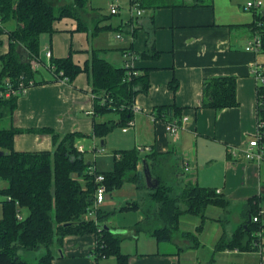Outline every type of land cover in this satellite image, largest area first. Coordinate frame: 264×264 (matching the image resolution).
<instances>
[{
  "label": "crops",
  "instance_id": "0c3cea01",
  "mask_svg": "<svg viewBox=\"0 0 264 264\" xmlns=\"http://www.w3.org/2000/svg\"><path fill=\"white\" fill-rule=\"evenodd\" d=\"M113 1L117 3V0H109ZM149 1L151 7L144 9L138 19H132L129 0L126 5L118 3L119 10L115 14L110 13L112 3L106 2L109 9L101 19L94 12L98 8L94 0H89L81 15L86 30L77 31L76 20L64 17L53 24L51 34L40 37V52L33 59L37 64L32 69L36 83L18 98L11 117L10 124L22 129L21 134L14 137L13 147L19 152L55 148L51 134L24 130L52 129L60 135L79 132L86 137L78 141L90 142L92 152L89 150L88 159L93 157L90 162L100 171L94 156L103 149L98 150L96 142L102 148L106 139L92 135L94 118L87 114L93 106L89 76L81 72L72 82L58 81L47 70L49 61L45 52L49 48L53 58L70 54L74 64L83 67L95 50L102 60L119 68L125 62L123 50L131 44L137 57L135 69L140 73L148 69L149 73L148 92L134 97L140 110L133 113L131 120L133 148L150 146L155 152L158 160H151L148 166L153 177L158 175L178 187L195 182L200 187L212 188L227 204L222 208L208 206L202 219L183 215L179 230L169 242L157 243L153 237L152 241L138 240L134 252H122L128 256V264H264V249L257 252L215 247L219 240L230 241L237 229L246 227L252 205L264 207V160L258 164L247 161L242 154L248 140L258 131L256 92L261 84L257 74L264 72V52L253 54L245 50L254 34L251 27L254 12L244 10L243 0ZM111 16L119 19L111 24ZM96 25L104 27L103 30L93 32ZM130 26L136 30L135 34L128 31ZM119 32H124L122 40L116 39L115 34ZM8 49V34L4 33L0 35V56ZM147 49L155 50L158 56L150 54L142 59L140 55ZM218 77L235 79L238 103L233 108L214 110L202 106L204 81ZM173 81L178 86L176 91L169 86ZM162 106H175L182 117L188 119L176 141L165 129L166 122L154 118L155 111ZM113 114L115 117L97 116L95 121L117 123L120 116ZM125 127H121L124 134L129 132L122 130ZM139 139L142 144L138 143ZM81 143L75 146H82L85 151ZM150 152L139 155L144 157ZM107 163L108 159L102 157L100 164L107 168ZM184 164L190 165V173H184ZM111 168L112 164L109 170ZM1 217L0 203V220ZM142 219L143 215L139 216L135 224ZM132 227L130 225L129 229ZM184 233L191 236L186 237ZM94 242L91 234L69 235L60 245L54 243L50 264H116V260L109 258L95 260ZM30 258L34 260L35 255H29Z\"/></svg>",
  "mask_w": 264,
  "mask_h": 264
},
{
  "label": "trees",
  "instance_id": "16d2710c",
  "mask_svg": "<svg viewBox=\"0 0 264 264\" xmlns=\"http://www.w3.org/2000/svg\"><path fill=\"white\" fill-rule=\"evenodd\" d=\"M88 1L67 0L63 5L54 6L48 0H0V35L8 34L9 48L5 55L0 56V90L4 88L3 81L6 77H9L13 84L20 75L26 80L34 79L31 66L33 59L40 52V37L51 34L56 21L64 17L72 18L77 22V31L86 30L81 15ZM139 2L143 10L152 4L149 0ZM7 23H12V28L4 29ZM251 27L254 32L260 34L261 50L264 52L263 11L254 12ZM103 28L96 25L93 32ZM133 31L135 34L136 30ZM127 45L126 50L133 49V45ZM150 54L152 57L158 56L155 50L147 49L140 57L144 59ZM49 61L54 66L55 75L61 73L67 82H72L81 72L89 76L91 92L94 95L92 135L100 140H104L114 126L125 127L133 120L130 107L134 105V97L138 93L148 92V69H144L142 73L138 71V76L125 81V69L115 68L106 60H102L99 51L92 50L90 61L83 67L75 65L70 54L62 58L51 57ZM169 86L173 91L178 87L176 81ZM235 92L234 78L218 77L205 80L202 106L214 110L233 108L238 103ZM18 98L19 96H10L0 99V151L4 153L0 155V183L5 184L0 188V264H50L54 243L60 245L69 235L90 234L95 239L92 251L95 260L113 257L116 264H128V256L120 250V241L124 239L122 233H114L105 230V225L101 226L113 212L105 214L97 211V223L86 216L94 204L96 184L94 177L87 173L88 166L92 164L90 159L85 160L75 146L78 140L86 135L79 132L60 135L52 129L24 130L51 134L55 148L50 151H16L13 147L14 137L21 134L22 129L14 128L10 122ZM256 98L258 122L262 124L261 141L264 144V83L257 88ZM110 112L120 116L117 123L95 121L97 116L101 117ZM181 117L180 109L175 106H162L154 113L155 120L162 119L165 122L177 121ZM5 120L7 125H4ZM139 154L136 148L115 151L111 170L96 171L104 176L106 194L122 189L125 183L133 185L137 190L148 189L140 167L144 160L149 166L151 160L158 159L153 151L144 157ZM154 176L158 179L159 187L148 189V200L152 201L153 205L141 211L143 219L132 227L135 236L145 231L157 243L169 242L179 230V221L183 215L202 219L208 206L222 208L227 204V200L212 188L200 187L195 182L178 187L163 181L158 175ZM138 207V202H132L124 205L119 211L137 210ZM21 210H26L23 220L16 216ZM258 210L257 204L252 205L251 217L257 214ZM99 227L101 230H98ZM259 227L258 223L251 221L246 227L237 229L230 241L221 239L215 247L217 250L228 248L255 251L252 233ZM107 228L116 230L110 226ZM184 235L191 236L188 233ZM40 249H43V253L39 257L35 256L34 260L26 258ZM22 254L25 256L22 257Z\"/></svg>",
  "mask_w": 264,
  "mask_h": 264
},
{
  "label": "built area",
  "instance_id": "2783aa9c",
  "mask_svg": "<svg viewBox=\"0 0 264 264\" xmlns=\"http://www.w3.org/2000/svg\"><path fill=\"white\" fill-rule=\"evenodd\" d=\"M129 1L131 2L130 14L132 16V19H138V17H141V15L144 12L143 9H141L140 7V2H139L140 0H129ZM116 9H117V6L114 5V3L110 4L111 14L117 13ZM263 9H264V0H246L245 5H244V10H248V11L259 12L260 10H263ZM259 25L260 23L257 24L258 27ZM127 29L128 31H130V34L132 35L134 32L133 26L132 27L130 26ZM116 39L122 40L123 34L119 32L116 35ZM247 42L248 43H247L245 50L253 54L260 52L261 41H260V34L258 32L255 31L251 39L248 40ZM51 56H52L51 50L47 48L45 52V58L47 59V61L50 60ZM123 58L125 59V62L123 64V68L125 69V73H126L125 81H130L131 79H133V77L139 75L137 69H135L134 67V62L137 60L136 59L137 57L134 54L133 49L132 50L125 49L123 51ZM33 62L34 63L32 64L31 68L34 70L35 65L37 63H36V60ZM46 67H47V70H49L58 81L66 80L65 78L62 77L63 75L61 73H58L57 75H55L54 66L51 64L50 61L48 62ZM257 77H258V80L260 81V84L264 83V72H258ZM34 84H35L34 79L26 80L24 76L22 75H20V77L17 78L14 84L11 82L9 77H6V79L3 81L4 88L0 90V99H6L10 96L20 97L21 95H24L30 87H33ZM92 97L94 98V95ZM102 102H104V100H102ZM130 109L133 113L138 112L140 110L139 106H137L135 103L134 105L130 107ZM87 114L92 115V109L88 111ZM187 120L188 119L186 117H182L180 120H177V121L174 120L171 122H166L165 129L167 130V132L169 133V135L172 137L174 141H176L179 131L181 130L183 124L187 122ZM126 126L133 127V122L130 121ZM257 126H258V131L256 135L253 138L248 140L249 142L244 148L242 154L244 155V158L247 161H253L259 164V163H262L264 160V144L261 141L262 135L260 132V129L262 128V124L258 122ZM122 130L126 132L127 128L125 127ZM136 149L139 152H150L151 151L150 146L149 147L137 146ZM77 151L83 152L84 151L83 147L78 146ZM190 169L191 168L189 164L183 165L184 173H187V174L190 173L191 172ZM96 171H97L96 167L93 165V163L90 164L87 168V173L94 177V182L96 186H95V192H94V201H93L94 204L92 205V208L88 210L86 216L88 219L93 220L94 222L97 223L96 215H97L98 207L104 201V197L106 195V187L103 185L104 176L102 174L97 173ZM257 212H258L257 214L251 217V221L253 223H258L260 227L253 231L252 240H253V245L256 247L255 251L261 252L264 249V207L259 208ZM16 216L19 220L24 219L20 212ZM98 230H101V228L99 227Z\"/></svg>",
  "mask_w": 264,
  "mask_h": 264
},
{
  "label": "rangeland",
  "instance_id": "374dc122",
  "mask_svg": "<svg viewBox=\"0 0 264 264\" xmlns=\"http://www.w3.org/2000/svg\"><path fill=\"white\" fill-rule=\"evenodd\" d=\"M50 2V4L54 5V6H60L63 5V1L64 0H48ZM67 2V0H66ZM106 2L110 3H114V5L117 6L116 11L119 10L118 8V3L119 4H124L126 5V0H117V3L115 1L113 2H109V0H94V6L98 7L97 9H95L94 12H96L98 17H101V19L103 18V16H106V10L109 9V5H106ZM246 0H243V5H245ZM122 12V10H121ZM112 17V21L111 24L116 22L117 19H119V17H115V16H111ZM13 24L12 23H7L4 26V29L7 28H12ZM111 33H115V32H111ZM124 33V32H121ZM116 36V34H115ZM40 72H42L44 74L43 70H40ZM109 117H115V115L113 113H109L106 115V118ZM7 120H5L4 122H6ZM7 125V122L4 124ZM126 128L129 130L128 133L124 134L121 131V127H115L113 129H111V131L107 134V137L105 138L106 141H104L105 143V147H102L99 145V142H96L97 144V149L101 150L103 149V152L101 150V154H97L95 153V158L97 159L96 162L98 164V166L100 167V171L103 172H108L109 167H111L112 164V153L114 151H118L121 149H132L134 147L135 144H133V130L131 129V127H127ZM82 141V145L85 147V151L80 152L82 153L83 157L85 160H88V153L92 152V146L90 145V142L88 140H85L83 142ZM80 141H78L77 143H79ZM140 144H142V140L139 139ZM89 150H91L89 152ZM140 153V152H139ZM109 155V158H108ZM140 155H142V153H140ZM102 157H106L108 159V163H107V168L102 166L100 164L101 162V158ZM142 157V156H141ZM91 162H93V157L90 158ZM141 169V168H140ZM142 170V169H141ZM145 182V181H144ZM5 186L4 183H0V188H3ZM148 195H149V190L142 188V189H133L130 184H125L121 191L116 190L113 191L112 193L108 194L107 198L106 195L104 197V201L105 202L103 205H100L98 207V211L102 212V213H109V212H113L112 215H110L109 219L107 221H104L102 223L101 226H107V227H114L116 230L118 231H122V235L124 239H121L120 241V250L121 252L127 251V252H134L136 250V242L138 240H148V241H152L151 237L145 232H140L138 234V236H134L132 229H129L130 225H134L135 222L137 221L139 216H142L140 214L142 210H145L146 208H149L153 205L152 201L150 202L148 200ZM106 198V199H105ZM132 202H138L139 206L137 208V210H128L125 211L123 210L122 212H120V208H122L124 205L128 204V203H132ZM21 215L24 217L26 210H21L20 211ZM120 227H124L122 228V230H120ZM36 254H34L36 257H39V255H41L43 253V249H40L39 252H35ZM25 255L22 254V257H24ZM27 259H29V256H26ZM109 259H111V261H114L115 259L113 257H110Z\"/></svg>",
  "mask_w": 264,
  "mask_h": 264
},
{
  "label": "water",
  "instance_id": "95a60500",
  "mask_svg": "<svg viewBox=\"0 0 264 264\" xmlns=\"http://www.w3.org/2000/svg\"><path fill=\"white\" fill-rule=\"evenodd\" d=\"M100 144H102V142ZM3 154L4 153L2 151H0V155H3ZM142 165H143L142 172L144 175L145 186H147V188L150 190L158 188L159 187L158 186V184H159L158 179L152 176V173L149 171V167H148L147 162L145 160L142 161ZM250 222H251V216H249V219H248L246 225L249 224ZM104 229L110 230L114 233H122V231L111 230V229L107 228L106 226H104Z\"/></svg>",
  "mask_w": 264,
  "mask_h": 264
}]
</instances>
